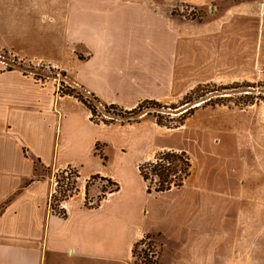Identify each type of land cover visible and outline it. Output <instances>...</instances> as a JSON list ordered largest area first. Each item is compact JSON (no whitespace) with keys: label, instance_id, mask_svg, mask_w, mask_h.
<instances>
[{"label":"rangeland","instance_id":"374dc122","mask_svg":"<svg viewBox=\"0 0 264 264\" xmlns=\"http://www.w3.org/2000/svg\"><path fill=\"white\" fill-rule=\"evenodd\" d=\"M127 1L108 0V4L112 2L125 12ZM207 8L208 5L201 7L183 1L174 12L187 18H200ZM107 9L106 17L114 19L113 12L118 9L114 6ZM82 10V0H6V13L0 15V68H21L39 81L57 80L59 86L63 84V90L73 86L83 96H89L74 83L78 81L79 68L72 55L80 45L73 43L69 33L72 26L81 23ZM64 69L71 82L64 80L67 75ZM244 82L258 85L262 81H208L192 87L187 82L186 88H179V96L167 100L148 98L160 103L151 112L159 114L166 123L163 125L147 112L130 122L145 118L140 123H122L121 116L114 115L115 110L106 112L100 104L95 122L110 121V115L115 120L107 124L111 126L106 130L97 132L94 150L79 152L63 146L60 139L56 153L50 150L44 157L35 155L31 168L34 175L45 176L51 171L47 167L71 164L80 173L77 194L86 186L90 205L92 202L97 205L99 197L106 194L100 204L89 209L85 194L75 193L66 209L67 221L61 222L59 228L70 229L83 220L90 239L101 235L116 240L118 264H143L145 253L151 257L152 250L160 253L156 258L159 264H195L196 256L190 249L199 242L203 247L197 257H203V261L219 255L231 258L235 254V264H243V260L264 264V258L259 256V248L264 246V241L259 240L264 236V101L259 99L243 108L233 103L201 104L182 124L171 127L173 120L188 107L181 104L184 97L197 85L209 84L206 90L212 91L208 94L235 99L242 98L248 88L243 86L234 94L226 87ZM250 88L255 89L254 95L264 96L262 87ZM65 104L73 106L68 101ZM75 114L81 119L80 109L76 108ZM168 149L186 151L192 161L191 174L180 188L148 193L138 166ZM66 176L64 168L56 170L54 187L59 180L60 186L67 188ZM104 177L118 183L119 190L110 194L115 185ZM53 203L58 209L62 207L57 201ZM143 234L152 238H145L144 243L138 241L130 259L131 243ZM248 239L250 257L243 256L242 250L243 241ZM72 260L66 264H72Z\"/></svg>","mask_w":264,"mask_h":264},{"label":"crops","instance_id":"0c3cea01","mask_svg":"<svg viewBox=\"0 0 264 264\" xmlns=\"http://www.w3.org/2000/svg\"><path fill=\"white\" fill-rule=\"evenodd\" d=\"M183 1L208 5L207 11L200 18L174 12ZM108 3L82 0L81 23L69 32L80 45L72 55L79 68L78 81L72 82L102 102L131 109L142 99L179 96L187 82L192 87L208 81H264V0H128L125 12ZM113 6L118 10L111 19L106 13ZM5 13L6 0H0V15ZM66 77L71 82L68 72ZM110 126L93 121L77 97L61 95L57 80L43 82L21 68H0V264H66L71 258L72 264L120 262L117 241L101 235L90 239L83 220L59 228L67 217L54 213L50 201L53 175L66 165L47 167L51 171L45 176L31 169L34 156L57 151L60 139L79 152L94 150L97 132ZM79 194L86 199L87 187ZM74 197L62 206L67 209ZM145 236L152 238L143 234L131 243L130 259ZM249 243L243 241V256H251ZM202 247L195 243L190 251L197 257ZM221 256L194 257L195 264H235V254ZM259 256L264 258V246Z\"/></svg>","mask_w":264,"mask_h":264},{"label":"trees","instance_id":"16d2710c","mask_svg":"<svg viewBox=\"0 0 264 264\" xmlns=\"http://www.w3.org/2000/svg\"><path fill=\"white\" fill-rule=\"evenodd\" d=\"M62 83L59 86V93L61 95H73L77 97L80 101H82L91 111V119L93 121H96L94 119V116L97 113V109L99 108V105L103 106V109L106 112H110L111 110L114 111V115H120L122 120V123L126 122H132V120L137 119L138 116L142 115L143 113L147 112V114H153L157 122L160 125L166 124L161 119L159 114H155V112H151V109H155L156 105L160 106L157 101L151 100V99H143L140 100L133 108L131 109H125L115 103H107L102 102L101 99L96 96L92 92L85 91L82 87H80L82 90L87 92L89 96H83L80 94V92L76 91L73 86H68L67 90H63ZM216 85V84H212ZM206 86H209V84H199L195 88L191 89L186 96L184 97L181 104H187V108H185V111H183L179 118L176 120H173V124L171 127H178L180 124L184 122L187 116L193 113L194 109L200 106L201 104H208V105H223V104H229L233 103L236 106L245 107L249 105H253L261 99L264 101V96L261 98L260 96L254 95V90L250 87L260 86L264 89V82H259L258 85H254V83L251 82H244L242 84L237 83L236 85H232L229 87H226L227 89H232L234 94L237 93V91L245 86L248 89H245L247 92L244 93V96L242 98H233L231 96H219L216 94H208L212 90H206ZM235 89V90H234ZM264 91V90H263ZM232 95V94H231ZM202 101V102H201ZM194 102H201L199 105H193ZM148 104V105H147ZM154 105V106H153ZM152 107V108H151ZM154 107V108H153ZM110 121L107 120H98L102 121L105 124H111L114 123L115 117L113 115H110ZM137 121V120H136ZM68 169V170H67ZM73 169V170H71ZM65 173L68 174L67 177V188H63L60 186V181L57 180L56 187L54 188V192L51 196L50 206L54 213H57L63 217L67 215V210L62 206L61 208H57L53 201H57L59 205H61L64 201L70 199L71 197L75 196V193L77 194V184H78V178L80 177V173L76 167H73L72 165H69L64 168ZM139 173L144 180L147 192H164L171 190L173 188H180L188 178V176L191 174L192 171V161L190 156L186 153L185 150H175V149H168V150H162L157 152L155 155V158L152 160H147L139 164L138 166ZM108 181L112 182L115 185V188L110 190L109 192H115L119 190L118 183L114 182L111 178H106ZM58 194H60L58 196ZM106 197V194L102 197H99L98 204ZM88 201V202H87ZM89 203V204H88ZM86 206L89 207H96L97 205H94L93 202L90 205V202L88 200V195L86 196L85 201ZM145 238H149V236H146L142 238L138 243H144ZM149 245L153 244V242H149ZM137 245V244H135ZM151 257H148V254L145 253V260L143 264H159L156 258H159V252H155V250H152ZM159 253V254H158ZM155 257V259H153Z\"/></svg>","mask_w":264,"mask_h":264},{"label":"water","instance_id":"95a60500","mask_svg":"<svg viewBox=\"0 0 264 264\" xmlns=\"http://www.w3.org/2000/svg\"><path fill=\"white\" fill-rule=\"evenodd\" d=\"M200 103H197L196 105H199Z\"/></svg>","mask_w":264,"mask_h":264}]
</instances>
